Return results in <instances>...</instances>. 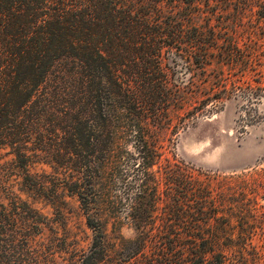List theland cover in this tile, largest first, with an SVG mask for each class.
<instances>
[{"label":"trees","instance_id":"16d2710c","mask_svg":"<svg viewBox=\"0 0 264 264\" xmlns=\"http://www.w3.org/2000/svg\"><path fill=\"white\" fill-rule=\"evenodd\" d=\"M210 1L0 0V264H264L252 245L221 241L210 182L158 170L178 70L204 76L211 62ZM230 1L242 0L216 3ZM218 51L220 65L249 59ZM212 89L193 94L209 113L226 90ZM61 195L83 212L85 247L66 234L56 252L57 227L34 245L46 223L22 196L59 213Z\"/></svg>","mask_w":264,"mask_h":264},{"label":"rangeland","instance_id":"374dc122","mask_svg":"<svg viewBox=\"0 0 264 264\" xmlns=\"http://www.w3.org/2000/svg\"><path fill=\"white\" fill-rule=\"evenodd\" d=\"M251 1H230L220 7L217 0H211L206 8L209 14L200 23L210 35L211 62L204 76L191 77L184 69L178 70L181 79L176 80V88L182 90L183 100L172 102L163 117L158 134L163 161L158 170L162 172L168 162L172 168L190 169L193 177L210 182L215 198L211 225L227 231L221 241L248 243L264 256V0ZM235 9L245 13L235 16ZM219 49L243 52L248 62L237 64L226 58L220 65ZM219 82L226 88L223 104L209 113L213 106H204L201 96L193 94L204 85L213 93L212 87ZM38 168L52 172L46 166ZM21 200L37 208L46 223L44 236L36 237L34 245L42 238L50 239L51 227L59 229L56 252L63 250L66 234L81 247L89 242L90 231L76 198L61 195L59 213L46 200L26 196ZM25 214L31 224L34 215ZM122 234L131 238L133 231L125 225Z\"/></svg>","mask_w":264,"mask_h":264}]
</instances>
